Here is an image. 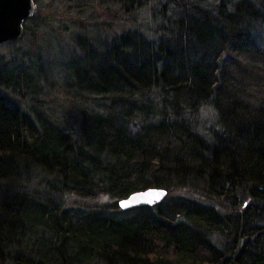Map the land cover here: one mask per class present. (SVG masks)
I'll use <instances>...</instances> for the list:
<instances>
[{
  "label": "trees",
  "instance_id": "16d2710c",
  "mask_svg": "<svg viewBox=\"0 0 264 264\" xmlns=\"http://www.w3.org/2000/svg\"><path fill=\"white\" fill-rule=\"evenodd\" d=\"M156 1L149 36L75 64L95 104L73 128L24 105L32 73L0 56V264H264V0ZM151 186L161 202L119 207Z\"/></svg>",
  "mask_w": 264,
  "mask_h": 264
},
{
  "label": "rangeland",
  "instance_id": "374dc122",
  "mask_svg": "<svg viewBox=\"0 0 264 264\" xmlns=\"http://www.w3.org/2000/svg\"><path fill=\"white\" fill-rule=\"evenodd\" d=\"M35 8L25 34L15 43H1L0 56L3 62L23 63L32 73L33 86L27 93H16L24 105L39 107L73 128L83 104H95L94 98L76 85L75 64L89 59L88 53L99 54L97 51L125 30L138 28L149 36L158 3L152 0L133 14H125L120 5L108 0H35ZM214 118V111L204 107L203 124H214ZM173 193L193 196L185 189ZM103 201L112 199L106 195L84 198L67 194L60 200L78 212L97 208Z\"/></svg>",
  "mask_w": 264,
  "mask_h": 264
},
{
  "label": "water",
  "instance_id": "95a60500",
  "mask_svg": "<svg viewBox=\"0 0 264 264\" xmlns=\"http://www.w3.org/2000/svg\"><path fill=\"white\" fill-rule=\"evenodd\" d=\"M35 0H0V44L15 41L24 33L25 19L35 13ZM167 194L164 187L151 186L119 198L122 209L159 203Z\"/></svg>",
  "mask_w": 264,
  "mask_h": 264
}]
</instances>
